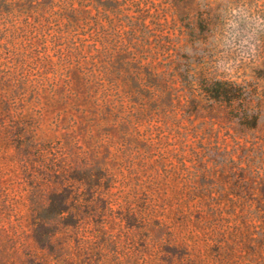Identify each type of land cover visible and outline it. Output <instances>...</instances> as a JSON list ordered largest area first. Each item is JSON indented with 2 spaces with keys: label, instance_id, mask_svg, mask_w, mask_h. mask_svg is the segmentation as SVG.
Masks as SVG:
<instances>
[{
  "label": "trees",
  "instance_id": "16d2710c",
  "mask_svg": "<svg viewBox=\"0 0 264 264\" xmlns=\"http://www.w3.org/2000/svg\"><path fill=\"white\" fill-rule=\"evenodd\" d=\"M101 8L115 5L0 0V134L20 169L10 185L0 180V264H232L240 244L247 264H264L254 258L264 250V135L256 134L264 111L255 87L179 53L158 73L132 57L134 31L119 44L101 25ZM55 66L63 68L56 82L48 78ZM41 89L61 111L49 141L25 113ZM168 147L182 184L172 221L155 198L160 171L173 173L163 165ZM109 156L128 163L125 195L110 193L118 179L105 167ZM249 218L262 225L249 227Z\"/></svg>",
  "mask_w": 264,
  "mask_h": 264
},
{
  "label": "rangeland",
  "instance_id": "374dc122",
  "mask_svg": "<svg viewBox=\"0 0 264 264\" xmlns=\"http://www.w3.org/2000/svg\"><path fill=\"white\" fill-rule=\"evenodd\" d=\"M113 1L115 8L108 10L101 8L99 22L101 25L113 32L119 44H126L131 38L129 32L134 31L131 47L133 58L143 61L144 64L156 68L158 73L167 69V65L175 59V54L191 56L194 59L213 64L220 73L226 74L233 79L239 78L253 84L261 100V107L264 111V0H102ZM142 10V12H138ZM92 15L96 14L93 7H90ZM145 16L144 27H130V22L136 24L137 17ZM22 16L18 26L22 27ZM34 19H31V22ZM142 23V22H141ZM3 28L0 20V30ZM143 28H148L150 37L142 34ZM26 40L25 37L16 40L17 46ZM4 43V41H3ZM48 55L53 57L54 51L49 43ZM53 62L58 59L53 57ZM71 68H74L72 66ZM57 74H50L48 78L55 82L63 72L61 66H55ZM172 70V68H171ZM79 79H72V87H76ZM48 88V83L45 85ZM0 93L2 90L0 87ZM38 104H29L25 113L32 114L39 122L35 129L38 139L49 141L56 135L54 122L61 112L53 100L49 90L41 89ZM39 111V112H38ZM261 132L256 134L264 135V121ZM225 131L222 132L221 136ZM231 133H234L231 131ZM231 140L228 141V143ZM174 148H163L162 153L165 159L163 165L173 173L166 178L161 170V176L157 178L159 188L155 191V198L167 204L169 221H172L173 211L177 208L176 203L180 197L182 184L176 179L177 160L172 156ZM123 156H109L105 161V167L109 169L115 178L118 179L116 187L111 190L115 194L124 190L125 195L130 187H125L123 182L130 181L128 163L124 164ZM158 156L153 160H157ZM20 174L19 164L15 159L14 149L7 144L3 135L0 134V180L4 185H10L11 180H17ZM146 180V179H144ZM16 193L22 195L21 188L15 184L11 187ZM224 207L230 203L222 202ZM22 206V205H21ZM24 209V208H23ZM237 225L241 224L238 220ZM234 225V222L230 224ZM246 225L260 226L261 221L249 218ZM252 228L248 230L251 232ZM176 233L178 228L176 227ZM178 236V235H177ZM248 253L240 244L238 249L230 257L232 264H247ZM264 258V250H261L254 258ZM264 261V260H263Z\"/></svg>",
  "mask_w": 264,
  "mask_h": 264
}]
</instances>
